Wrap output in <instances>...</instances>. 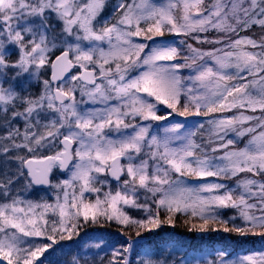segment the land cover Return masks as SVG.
<instances>
[{"label": "snow or ice", "instance_id": "obj_1", "mask_svg": "<svg viewBox=\"0 0 264 264\" xmlns=\"http://www.w3.org/2000/svg\"><path fill=\"white\" fill-rule=\"evenodd\" d=\"M0 161V264H264L157 240L264 243V0H0Z\"/></svg>", "mask_w": 264, "mask_h": 264}, {"label": "trees", "instance_id": "obj_2", "mask_svg": "<svg viewBox=\"0 0 264 264\" xmlns=\"http://www.w3.org/2000/svg\"><path fill=\"white\" fill-rule=\"evenodd\" d=\"M209 47V46H205ZM50 154V153H49ZM41 193L45 190L40 189ZM231 215V213H229ZM115 232V229L111 230ZM160 235L157 237V240L164 239L168 240L171 238L174 241L179 242L183 249L181 252L174 253L171 255L172 259H181L185 254L189 258H199L205 253V247L218 249L224 246V244L230 245L229 251L232 252L235 250L237 253H244L253 248L264 247V243H261L258 238L249 241H242L240 238H230L228 240H222V237L228 236L229 234L225 233H212V234H200L195 232H189L187 227L183 225V216H179L177 219V224L175 227L164 225L162 229L158 230ZM206 245V246H205ZM56 251L48 255V259L45 260L44 264H49L51 261L52 264H65V262L70 259V256L65 255L72 247V243L69 241L61 242L60 245H56ZM161 248L165 247L160 245ZM210 253V252H208ZM167 254V253H166ZM210 257V255H208ZM215 257L213 256L212 259ZM136 259H139L138 257Z\"/></svg>", "mask_w": 264, "mask_h": 264}, {"label": "rangeland", "instance_id": "obj_3", "mask_svg": "<svg viewBox=\"0 0 264 264\" xmlns=\"http://www.w3.org/2000/svg\"><path fill=\"white\" fill-rule=\"evenodd\" d=\"M171 119H173V118H170V120ZM206 118H204V117H189V118H187V123L189 124V125H191L193 122H196V121H203V120H205ZM174 120H176V121H183V120H185V118H182V117H178V116H176V117H174ZM41 154H43V152L41 153ZM0 167H3V164H2V161H0ZM229 183H231V182H229ZM206 246V245H205ZM214 247H211V248H206L205 247V253H204V255H206V254H208V252H210L211 253V255H210V257L207 255V259H212V257L214 256L215 257V253H214ZM247 253V252H246ZM242 254H244V253H242Z\"/></svg>", "mask_w": 264, "mask_h": 264}]
</instances>
